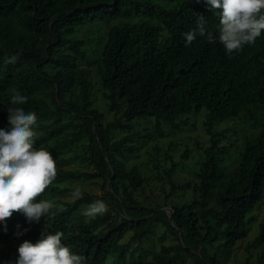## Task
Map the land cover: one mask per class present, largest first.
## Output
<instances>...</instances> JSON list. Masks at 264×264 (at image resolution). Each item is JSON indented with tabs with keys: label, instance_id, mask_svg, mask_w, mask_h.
I'll return each mask as SVG.
<instances>
[{
	"label": "trees",
	"instance_id": "16d2710c",
	"mask_svg": "<svg viewBox=\"0 0 264 264\" xmlns=\"http://www.w3.org/2000/svg\"><path fill=\"white\" fill-rule=\"evenodd\" d=\"M159 1L184 2L164 9L146 0H0V126L10 124L6 107L20 104L37 115L34 131L42 134L34 137L36 147L48 149L53 156L86 135L87 160L95 170L91 174L66 170L67 160H57L56 176L38 199L72 192L60 187L65 181L98 179L108 185L107 196L113 202L108 212L90 221L75 215L95 201L91 195L61 208L53 205L39 223H29L16 212L8 230L0 234V264L14 261L19 244L35 243L45 227L63 232L62 243L83 255L87 264H106L109 259L124 263L128 247L121 241L125 236L132 233L143 241L158 223L181 234L179 244L173 253L163 248L151 262L140 264H181L184 254L193 264H219L209 247L224 240L220 248L229 254L247 237V226L253 221L249 215L264 200V129L256 143L246 146L241 166L231 178L219 165L221 134L213 130L217 122L264 107V33L255 43L228 53L215 39L218 17L202 0ZM198 15L205 18L203 35L198 31ZM132 18L139 21L111 29L100 67L110 109L120 111L122 103L126 105L127 125L122 130L133 131L138 119H153L163 135L162 124L178 129L188 124L179 122L182 117L208 111L205 126L212 146L205 152L199 183L182 186L198 197L175 208L171 219L165 211L137 202L135 193L145 181L135 168H125L123 160L133 151L125 148L130 139L112 141V126L105 127L104 115L92 107L87 75L79 66L86 59L84 43L70 38L80 27ZM165 30L169 37L162 47ZM191 30L197 31L196 39L186 43L182 34ZM16 90L27 100L11 101ZM174 170L168 173L170 180ZM256 242L263 246L258 264H264V219Z\"/></svg>",
	"mask_w": 264,
	"mask_h": 264
},
{
	"label": "rangeland",
	"instance_id": "374dc122",
	"mask_svg": "<svg viewBox=\"0 0 264 264\" xmlns=\"http://www.w3.org/2000/svg\"><path fill=\"white\" fill-rule=\"evenodd\" d=\"M146 1L156 3L164 9L174 8L184 2ZM193 1L196 2L197 0ZM138 21V19L132 18L130 20H117L108 24L95 23L78 28L70 38L84 43L83 51L86 54V59L80 60L79 66L87 75L92 107L104 115L103 125L105 127L112 126V141L130 139L125 148H132L133 151L127 154L123 160L125 168L126 170L135 168L145 181L144 185L135 193L137 202L141 207L163 210L170 216L175 208L189 205L198 197L193 189H183L182 186L186 184L194 186L199 183V175L206 161L205 152L212 146V138L207 133L205 126L208 111L203 109L182 117L179 122H188V124H181L178 129H173L165 123L162 124L163 135L157 132L156 122L153 119H138L133 123V131L122 130L121 127L127 125L123 114L126 105L122 103L120 111L110 109V102L105 96L106 90L103 87L100 67L111 29L117 25L128 22L137 23ZM152 22L158 24L157 21ZM168 37L169 34L165 30L162 34V47L165 46ZM67 119L71 121L72 117L67 116ZM263 129L264 107L262 106L252 107L235 119L216 123L213 132L221 134L217 138L220 140L219 165L227 178L234 177L237 174L246 146L256 143ZM34 132L35 136L42 134L39 130ZM72 132V130L68 131V133ZM64 138L63 135L60 139ZM87 144L88 137L84 135L65 151L53 155V158L56 161L66 159L67 163L64 167L66 170H77L88 174L94 173V166L87 160L90 157ZM173 167L175 170L170 180L168 173ZM59 185L62 188H70L72 192L48 197L47 200L51 201L52 205L56 207H64L84 195L95 197V201L103 200L107 206L104 213L113 207L110 196H107L110 189L108 185L104 186L102 180H68ZM173 185L175 189H173ZM77 190H79L78 196L74 195ZM213 199L214 195L210 203L212 207L214 206ZM121 202H124V199ZM87 206L89 205H83L79 209L75 215L76 218L90 221L98 215L104 214L85 216L83 211ZM196 213L200 215L201 210L197 209ZM14 215L16 216L17 213L14 212L12 217L7 218L6 224L12 222ZM249 218H252L253 221L247 226V237L239 242L229 254L223 253L220 248L224 240L208 248L211 255L218 257L219 264H258L263 246L257 243L256 240L264 219V200L250 213ZM4 231L1 225L0 234ZM180 239L181 234H173L160 223L155 224L149 237L140 242L133 238L132 233H128L121 241V244L128 247L126 261L119 263L116 259H109L106 264L151 262L154 254L160 252L163 248H167L173 253ZM181 264H193V262L187 254H184Z\"/></svg>",
	"mask_w": 264,
	"mask_h": 264
},
{
	"label": "clouds",
	"instance_id": "9594fccd",
	"mask_svg": "<svg viewBox=\"0 0 264 264\" xmlns=\"http://www.w3.org/2000/svg\"><path fill=\"white\" fill-rule=\"evenodd\" d=\"M201 0H197L200 3ZM218 17L215 39L228 53L255 43L264 33V0H202ZM200 35L205 33L203 16L198 15ZM186 43L196 39L197 31L182 34ZM20 90L11 101H25ZM9 126H0V225L7 231V218L14 212L23 214L29 223H39L50 214L51 201L40 198L56 176V159L44 147H36L34 126L37 115L17 104L6 107ZM74 195H79L77 190ZM107 210L103 200H97L84 209L85 216L102 214ZM28 229H24L26 232ZM17 235H23L18 232ZM63 232H51L46 227L35 242L23 241L16 249L10 264H87L86 258L62 243Z\"/></svg>",
	"mask_w": 264,
	"mask_h": 264
},
{
	"label": "water",
	"instance_id": "95a60500",
	"mask_svg": "<svg viewBox=\"0 0 264 264\" xmlns=\"http://www.w3.org/2000/svg\"><path fill=\"white\" fill-rule=\"evenodd\" d=\"M171 217H172V214L169 216V218L171 219Z\"/></svg>",
	"mask_w": 264,
	"mask_h": 264
}]
</instances>
